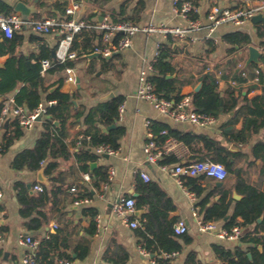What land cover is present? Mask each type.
Masks as SVG:
<instances>
[{"label": "trees", "instance_id": "trees-1", "mask_svg": "<svg viewBox=\"0 0 264 264\" xmlns=\"http://www.w3.org/2000/svg\"><path fill=\"white\" fill-rule=\"evenodd\" d=\"M111 0H95L94 2L103 8ZM201 0H193L197 5ZM65 0L56 1L50 9L51 14L61 17L66 14ZM39 5H44L39 2ZM142 4L138 3L132 14L128 12L127 1L123 2L119 11H112L114 21L131 18L134 22L140 19ZM13 5L5 0H0V13L12 14ZM98 13H86L83 19L91 21ZM198 19V13L191 16ZM86 30V29H85ZM89 30V29H88ZM83 33V32H82ZM81 33V34H82ZM257 35L261 39L260 44L264 46V22L257 24ZM79 35H77L78 38ZM95 30L86 32L81 44L77 41L74 48L78 50V57L87 53L88 48L93 46L99 37ZM25 36L19 31H15L13 37H7L0 28V55L8 54L9 57L0 68V96L16 91L15 100L18 104H26L31 110L36 108L43 101L56 100L55 104L48 106V117L44 121V130L40 134L35 146L20 152L13 160L12 166L17 169L39 170L50 176L52 187L43 186V190L38 194H33L23 182L18 181V200L21 205V215L26 219L25 225L30 230H36L49 223L51 216L46 210L50 203L52 210L57 208L61 201V193L65 192L67 185L64 172L59 170V159H70L73 155L80 170L88 172L95 178L94 186L99 187L101 182L109 181V171L106 166H99L91 170V162H97L100 155L93 151V148L101 144H109L113 148L120 147V140L125 134V128L117 124L119 106L124 101V97L118 95L114 98L99 102L87 108L86 106L76 107L74 100L78 98V91L66 92L62 90L65 78L61 76L49 85L45 84V76L41 74V64L39 62L30 64L32 57L53 59V48L43 46L41 53L18 54L19 46L23 43ZM32 40L37 39L32 35ZM223 39L232 45V49L253 43L252 36L248 32L236 30L223 36ZM179 47L166 44L162 48L157 60L154 63V72L151 76L155 84L156 92L162 96L173 100L182 97L183 86L191 80L180 76L179 70L172 62L173 54ZM74 62L68 60L64 63L54 62L49 72L64 71L68 66H73ZM177 73L175 77L168 78V74ZM232 79L234 84H242L254 81L247 89L236 94V85H231L225 89H220L221 80ZM201 82L199 90L191 93L192 103L195 110L220 117L222 114H229L230 117L222 125V137L225 143H232L239 146L240 150H232L221 139L207 134H198L193 131H182L172 127L170 124L160 120H152L149 130L153 133V139L159 145L166 144L169 140L183 142L188 146L202 141L206 149V155L214 161L222 162L227 167L229 173L236 175L234 188L243 195L241 199L232 196V187L226 183H209L208 176L200 174L197 176L185 177L184 184L194 192L199 201L200 213L204 222L224 220L223 227L231 229L235 225L248 227L241 238L242 242L248 243L246 247L238 245L234 250L224 245L216 244L214 249L224 264H259L264 255V185H254L245 180L242 176L241 168L236 167L237 161L247 153L244 147L250 146V152L254 156V161H262L261 173L264 174V135L256 140L264 129V53L258 62L252 61L247 67H240L236 70L232 78L226 70L220 74L216 71H206L198 79ZM60 83V86L51 90L52 86ZM262 87V93L249 97L248 94L254 89ZM4 106L0 101V116ZM78 119L83 120L84 129L79 133L90 136V140L83 139V146L72 154L71 147H76L78 137L68 142L70 129L73 128ZM58 121V124L56 123ZM242 121V127L236 125ZM15 133L9 137V145L15 137L21 135V126L16 120ZM116 123V127L109 132L103 131V126ZM179 161L175 156L167 155L161 163H173ZM42 162L45 164L42 165ZM138 195L133 196L136 201L137 210H145L139 217L140 225L134 228V233L138 244L157 255L162 264H172L170 260L160 258L162 251H181L183 244L192 241V237L187 233L175 234L174 226L178 221L176 216L170 217L171 211L176 209L172 198L156 182H145L138 176ZM67 186V187H66ZM66 187V188H65ZM71 187V186H70ZM85 195L92 196V189L85 187L76 193L74 199ZM233 206V209H232ZM232 209V210H231ZM84 213L91 218L89 232L94 234L97 229L96 216L98 214L94 207L87 206ZM132 218H137L132 215ZM261 219V221H259ZM69 233H63L61 228L51 232L49 238L40 242L38 257L46 264H55L56 257L51 253H58V257H67L71 260L84 259L90 253V245L77 243L73 245ZM113 248L108 247L105 251L104 261L112 264H127L128 252L126 249L113 241ZM62 248L68 249L62 251ZM71 250V251H69ZM251 252V257L248 255ZM74 254V255H73ZM186 264H203L202 259L196 251H190L186 258Z\"/></svg>", "mask_w": 264, "mask_h": 264}, {"label": "crops", "instance_id": "crops-1", "mask_svg": "<svg viewBox=\"0 0 264 264\" xmlns=\"http://www.w3.org/2000/svg\"><path fill=\"white\" fill-rule=\"evenodd\" d=\"M5 1L14 6L18 0ZM24 1L29 5L35 6L37 9V12L30 16V20H38L53 15L51 14L50 9L58 0ZM65 1L68 3V0ZM94 1L95 0H85L80 13L78 14L79 18L83 19V16L86 13L97 12L98 14L91 19L93 23L97 24L101 22L100 16L102 13L104 14V17L108 15L112 18V11H119L122 3L127 1L129 14L133 13L134 8L138 3L142 4L143 8L140 12V19L137 23L146 24L149 22H155L157 24L168 26L188 27V21L175 11L173 0H111L103 8L99 7ZM236 1L237 0H221L219 4L221 6L234 5ZM39 2H42L44 5L40 6ZM84 5H88L85 12H83ZM213 5V0H201L197 12L199 15L198 21L200 22V27L191 30L189 32V37L185 41L181 40L177 42L169 40L168 42V44L173 43L175 46L179 47L178 51L173 54L172 62L178 68L180 76L191 80L183 86L181 90L182 95H191V93L196 90L197 86L201 84V82L197 81L198 77L206 71H216L217 74H220L222 70H226V72L230 74V78H232L236 70L240 68L238 63L231 59V57H228L226 60L225 67L220 66L221 62H215L216 52L221 46L227 48L234 57L237 55L244 57L246 61L244 67H247L248 64L251 63L248 62L250 57V46H256L261 52V55L264 53V46L259 45L261 39L257 35V24L259 22H254L253 20H248L241 26L224 23L217 27L211 37H208L209 29L207 27V14ZM57 16L61 17L59 14ZM88 29L97 31L100 36L94 42L93 46L88 48L87 53L78 57L76 60H72L74 62L73 67L75 68L77 78H80V82H76L75 84L66 82L67 73L65 69L64 71H47V74L44 75L45 84L49 85L63 76L65 81L62 90L66 92L77 90L79 93L78 98L74 100L76 107L86 106L87 108H90L99 102L105 101L103 98L110 92H114L115 97L118 95L124 97L123 103L125 104V110L123 117L120 118L118 112L117 121V124L122 125L125 128V134L120 140L119 153L116 155L107 154L99 157L97 165L94 168H91L93 171L99 166H106L109 171V181L101 182L99 187H95V178L92 177L90 173V179L85 178L84 174L86 172L80 170L75 161L74 155L70 159H59V170L64 172L69 187L66 186L67 189L65 192L61 193V201L55 210H52V205L50 203L47 204L46 210L51 216L49 223L36 230L28 229L25 225L26 219L20 212L21 205L18 200L16 183L18 181L23 182L33 194H38L40 191L35 189L37 184H41L42 186L45 185L50 188L52 187V181L50 176L46 175L42 168L35 171L29 169L17 170L12 166V163L20 152L35 146L40 134L44 130V121L46 119L38 120L29 128L21 126V135L15 137L13 141L7 145L9 137L15 133L14 122L16 121L14 116H7L3 125L5 131L0 138V145L3 147V149L0 150V190L3 192L0 207L4 211L2 227L6 232V240L0 247V264H23V254L27 248L19 243L20 234L24 233L33 235L41 242L43 239L49 238L50 233L55 232L58 228H61L62 232L65 234L71 232L69 237L73 245L77 243H86L90 245L89 255L84 259L72 260L73 264H112L106 263L104 261V256L108 247H111L112 245L113 248V241L122 245L128 252L129 257L127 264H150L149 258L139 251V244L134 233V228L126 224L123 217L114 211V204L120 197L129 195L137 196L139 194L137 191L138 176L145 182L158 183L172 198L176 205V209L171 211L170 217L176 216L178 220L183 219L188 224L189 229L187 234L192 237V241L185 243L181 240L183 249L179 251L178 255L173 259L172 264H186V258L190 251H196L202 259L203 264H224L214 249L216 244L224 245L225 247L234 250L238 245L246 247L248 243L242 242L241 240L230 241L222 239L215 231H201L197 222L198 218H202L200 207L197 206V202L199 201L198 197L195 194V199H192V197L187 194L185 188L179 185L174 177L164 172L159 167L161 160L168 154H172L179 160L170 164L188 163L198 159L206 153L202 141H199L192 146H188L183 142L169 140L166 144L162 145L165 151L164 156L156 163H147L145 161L144 145L148 133V126L146 124L147 120L164 121L176 129L193 131L198 134H207L224 141L221 134V125L229 119L230 115L222 114L217 118V123L212 127H201L190 122H176L171 118L160 114L153 107L151 102L140 99L136 96L139 86L140 71L143 67H146L155 56L156 41L159 38L157 34L146 35L144 33H137L133 38V44L130 48L124 49L113 55L109 60L104 59V56H101V58H95L89 62V59L85 55L93 52L95 45L102 41L103 33L95 27L86 28V30L84 29L82 31L83 33L81 32L82 34H79L77 38V41L80 44L84 39L86 32L89 31ZM236 30L248 32L252 36L253 43L242 48L237 46L236 49H232V45L228 44L223 39V36ZM17 31L23 33L25 36L23 43L19 46L17 51L18 54L24 53L29 55L30 53H35L39 55L43 46L53 48V52L55 53V49L59 42V35L56 32L48 34L37 32L33 28L31 22L24 24V26ZM32 35H36L37 39L32 40ZM8 57V54L0 55V68L4 66ZM41 59V57L34 56L31 61H28L36 63ZM99 60H101V62H99ZM175 74L177 75V73ZM234 83L235 82L232 81V79L229 81L223 79L220 82V89L225 90L229 84L236 85V94L238 95L240 90H243V93H246V89L254 83V81L250 80L242 84ZM17 90L7 93L4 97L0 96V101L3 100L5 104L10 98L15 99V93ZM261 93L262 87H259L249 92L248 96L252 97L253 95ZM44 99L45 95H43V101H46ZM23 105L31 110L26 104ZM56 123L58 124V121H56ZM114 124L116 127V123ZM84 127L83 120L78 119L75 126L70 129L68 142H72V140L77 137L79 140V136L83 134L79 132L84 129ZM104 127L107 126H103V128ZM236 127L241 128L242 121L237 123ZM110 130L103 131L109 132ZM263 135L264 129H262L260 135L254 140ZM225 144L228 145L230 149L231 146L234 145L232 143ZM82 146L83 143L82 145L77 144L76 147H71L72 154ZM236 147H238L237 151L241 149L239 146ZM244 151L247 153V156L239 159L236 167L241 168V174L247 182L254 185H261L263 187L264 174L261 173L262 161L260 159L254 161V156L250 152V146L244 147ZM111 168L115 169V173L110 176ZM143 169L151 176L150 180H146L141 176L140 172ZM41 170H43L42 176L39 174ZM41 177L45 178V181H42ZM235 181L236 175L229 173L228 177L221 182L232 187V196L235 199H241L243 195L233 187ZM208 182L218 183L219 181L208 177ZM73 186L79 188L78 192L80 190L82 191L85 187L91 188L92 196L90 197L93 199L92 202L89 204H76L74 196H76L77 192L75 193L71 190ZM235 194L239 197L236 198L234 196ZM87 206L94 207L98 212L97 215L101 216V227L97 226L94 234H91L88 230L91 218L83 211ZM195 206L198 210V216L193 214ZM136 211L137 209L133 215H135L137 217L136 219L140 222L139 217L145 210H140V214H136ZM259 221H261V219H259ZM216 223L219 227H223L224 220L216 221ZM251 227H253V225L242 228L245 232ZM39 246L37 248V254L39 252ZM64 250L68 249L62 248V251ZM59 252L60 251L51 253V255L56 257L55 264L59 258H62L58 257ZM248 255L251 257V252H248ZM259 264H264V255Z\"/></svg>", "mask_w": 264, "mask_h": 264}, {"label": "built area", "instance_id": "built-area-1", "mask_svg": "<svg viewBox=\"0 0 264 264\" xmlns=\"http://www.w3.org/2000/svg\"><path fill=\"white\" fill-rule=\"evenodd\" d=\"M214 5L210 8L207 14V27L209 29L208 37H211L216 31L217 27L230 23L235 26H241L246 21L252 20L253 16L257 14L264 15V0H237L234 5L221 6V0H213ZM85 0H68L66 5V14L64 17L59 16H46L43 19L30 20L33 28L40 33L48 34L56 32L59 35V42L55 49L54 57L42 58L39 60L41 64V74L44 76L51 68L54 62L64 63L68 60H76L78 58V50L74 48V43L77 35L86 28L95 27L102 31V41L95 45L93 52H98L101 56H113L124 49L130 48L133 44V38L137 33H144L146 35L157 34L159 37L156 41L155 56L146 67H143L139 75V86L136 96L140 99L151 102L153 107L162 115L171 118L176 122H190L201 127H212L218 121L217 117L212 114L200 112L194 109L192 103V96L190 94L182 95L179 100H173L160 96L156 92V87L152 81V74L154 72V63L157 60L162 48L165 44L171 41H185L189 37V32L200 27L198 19H193L191 16L198 12L199 5L195 4L193 0H173L175 11L188 21V27L168 26L149 22L140 24L134 22L132 19L124 18L114 21L110 16L106 15L103 20L97 24L92 21H86L78 17ZM26 21L18 12L12 14L0 13V28L5 32L7 37H13L15 31L20 30ZM66 82L76 83L77 75L73 66L66 68ZM56 100L42 101L39 105L29 110L23 104H17L14 98H10L3 106L0 116V138L4 134V121L7 116L12 115L16 118L20 126L29 128L40 120H45L48 116V106L55 104ZM125 104L119 106V117H123ZM151 120H147L146 124L149 128ZM153 133L148 129L147 140L144 145L145 161L147 163H156L164 156V149L161 145L157 144L153 139ZM90 140L88 135H80L78 145H82V140ZM3 147L0 145V150ZM93 151L98 155H116L119 153V148H113L109 144H101L93 148ZM44 164V162H42ZM159 167L164 172L168 173L177 181L179 185L185 188L187 194L195 199V193L186 188L185 177L197 176L205 174L208 177L214 178L217 181H224L229 171L225 164L222 162L214 161L210 156L204 154L198 159L188 163H161ZM115 173V169H110V176ZM141 176L146 180H150L151 176L146 170H141ZM86 179H90L88 172L84 174ZM35 189L38 191L43 190L41 184H37ZM73 192H78L79 188L73 186ZM3 198V192L0 190V204ZM92 197L83 196L75 199L76 204H89L92 202ZM136 210V201L133 196H122L114 204V211L121 215L130 227L136 228L140 222L136 218H132ZM193 214L198 216L197 207L193 209ZM4 218V211L0 207V247L6 240V232L3 230L2 222ZM97 226L101 227V216H96ZM199 229L201 231H215L217 235L226 240L240 241L244 235V230L241 226L235 225L231 229L219 227L215 221L204 222L202 218L197 219ZM188 224L185 220L180 219L175 223L174 231L177 235H182L188 232ZM19 243L24 245L27 250L23 254V264H46L38 257L37 248L40 240L33 235L20 234ZM139 251L149 258L150 264H162L157 256L138 245ZM179 251H162L160 258L170 260L178 255ZM56 264H73V261L67 257H62L57 260ZM169 264V263H168Z\"/></svg>", "mask_w": 264, "mask_h": 264}, {"label": "water", "instance_id": "water-1", "mask_svg": "<svg viewBox=\"0 0 264 264\" xmlns=\"http://www.w3.org/2000/svg\"><path fill=\"white\" fill-rule=\"evenodd\" d=\"M87 7L88 5H84L83 7V12H85L87 10ZM13 9L15 12H18L21 14L22 18L26 21V24L30 21V16L37 12V9L35 8V6L33 5H29L27 4L24 0H18L14 6H13ZM104 18V14L102 13L101 16H100V21H102ZM252 20L254 22H260V21H264V15L263 14H257L255 16H253ZM250 50V57H249V61L248 62H252V61H256L258 62L260 57H261V52L259 51V49L256 47V46H250L249 48ZM54 54V52H53ZM88 59H89V62L92 60V59H95V58H101V55L98 53V52H92V53H89V54H86L85 55ZM113 56H108V57H103L104 59H111ZM28 64H30V61H27ZM3 65V64H1ZM176 74H168L167 77L168 78H172V77H175ZM77 82H80V78L78 77L77 78ZM60 84H57L55 85L54 87L51 88V90L53 91L54 89H56L57 87H59ZM201 87V84L199 86H197L196 90H199ZM115 97V93L114 92H110L108 95H106L103 99L107 100V99H110V98H114ZM41 119V116L38 117V120ZM115 127V124H112V125H109L107 127H104L103 130L104 131H108L110 130L111 128ZM231 149L233 150H237L238 147L232 145L231 146ZM107 155V154H106ZM97 165V162H91V168H94L95 166ZM42 173H43V170H41L39 172V174L42 176ZM41 180L42 181H45V178L41 177ZM222 182L219 181L218 184H221ZM236 198H238L239 196L237 194L234 195ZM136 214H140V210H137L136 211ZM215 264H220V263H215Z\"/></svg>", "mask_w": 264, "mask_h": 264}, {"label": "rangeland", "instance_id": "rangeland-1", "mask_svg": "<svg viewBox=\"0 0 264 264\" xmlns=\"http://www.w3.org/2000/svg\"><path fill=\"white\" fill-rule=\"evenodd\" d=\"M219 50L216 52V55H215L216 56V59L215 58L214 59H215V62H217V63L218 62H221V65L220 66L225 67L226 60L228 59V57L229 58L231 57V59H233L236 63H238V66L239 67H244V65L246 63L244 57L239 56V55H237L236 57H234L230 53V51L227 50V48H225V47L223 48L222 46H221V48ZM99 62H101V60H99Z\"/></svg>", "mask_w": 264, "mask_h": 264}]
</instances>
